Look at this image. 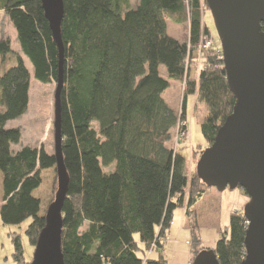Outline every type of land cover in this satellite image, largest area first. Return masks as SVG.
Instances as JSON below:
<instances>
[{"label":"trees","instance_id":"16d2710c","mask_svg":"<svg viewBox=\"0 0 264 264\" xmlns=\"http://www.w3.org/2000/svg\"><path fill=\"white\" fill-rule=\"evenodd\" d=\"M203 3L209 9L206 0H138L135 7L131 0H64L62 135L70 178L63 208L65 264H169L148 255L153 243L162 250L179 208L190 221L192 264L204 250H214L220 264L243 263L248 228L243 213L231 215L229 232L214 248L200 246L196 205L205 196V183L197 161L189 175V159L172 145L177 127L182 135L188 131L189 95L207 107L201 128L209 145L236 102L220 40L202 53L207 67L196 77L189 73L191 54L204 40L214 39L204 24ZM0 12L13 23L37 80L57 82L59 49L41 0H0ZM168 21L188 23L189 42L172 37ZM10 54V40L1 38V60L7 63ZM161 66L170 77L185 81L180 115L163 97L171 84L161 75ZM29 87L22 58L0 75V218L4 225L31 219L26 235L35 247L46 226L35 193L43 183L42 172L55 168L56 159L44 147L13 150L22 131L7 124L26 112ZM112 165L106 173L104 167ZM12 241L16 264H31L21 237L14 234Z\"/></svg>","mask_w":264,"mask_h":264},{"label":"water","instance_id":"95a60500","mask_svg":"<svg viewBox=\"0 0 264 264\" xmlns=\"http://www.w3.org/2000/svg\"><path fill=\"white\" fill-rule=\"evenodd\" d=\"M59 49L54 103V156L58 177L55 201L35 245L31 264H65L62 252L63 208L69 174L63 157L62 101L64 0H41ZM222 45L227 81L236 102L214 142L202 153L197 173L209 188L244 190L249 201L243 216L248 228L242 264H264V0H206ZM193 264H220L214 250H204Z\"/></svg>","mask_w":264,"mask_h":264},{"label":"rangeland","instance_id":"374dc122","mask_svg":"<svg viewBox=\"0 0 264 264\" xmlns=\"http://www.w3.org/2000/svg\"><path fill=\"white\" fill-rule=\"evenodd\" d=\"M138 0H131L132 7L137 5ZM203 2V0H202ZM202 12L204 17V24L209 26L212 32L211 40H204L203 42H215L219 41V37L215 28L214 19L209 9H206L203 3ZM168 30L171 36L178 39L181 42H189L190 40V27L188 23L176 24L172 21H168ZM1 38H8L11 42V54L8 56L7 63L2 61L0 58V75L5 72L8 68L16 66L20 60L23 59L24 64L30 73V87H29V105L26 112L18 119L8 122L7 128H20L22 131V138L19 144L13 145L14 151H19L25 146L34 148L44 147L45 150L51 154L55 153L54 150V103H55V92L56 82L52 84H45L40 82L35 77L34 67L27 57H25L17 42V33L11 20L6 16L4 12H0V40ZM202 42V44H203ZM201 44V45H202ZM214 44V43H213ZM222 50V45L220 42ZM204 51L200 46L197 53L191 54L193 58L188 62L190 65L189 73L192 77L198 76L203 68L207 67V64L203 60L202 53ZM193 55V56H192ZM161 75L167 78L170 82V87L164 92L163 97L165 101L173 109L178 110L179 115L182 111L183 105V94H184V82L179 79L170 77L167 68L161 66ZM186 126L187 133L180 134V128L177 127L173 132L172 145L175 149L181 150V152L187 156L188 164L187 170L189 175H193L192 170L194 169L195 163L199 161L198 157H193L192 153H197L207 149L210 145L205 139L201 122L207 115V107L204 103L198 100L196 95H189L186 100ZM181 124V122H180ZM98 129V123L94 124ZM203 151V152H204ZM191 160V161H190ZM114 169V165L110 167H104L106 173H110ZM2 177V174H0ZM43 183L36 191L35 196L38 197L42 202V215H46L49 206L55 201L56 193L58 190V177L56 167L45 170L42 172ZM1 178H0V193H1ZM203 189H209L208 186L203 185ZM221 195V217L218 226L214 223L211 224L213 216L208 206L202 208L201 217H203L204 227H199L198 215L197 224L199 229V236L201 245L205 248H214L216 243L224 233L229 232L231 215L234 212L243 213L244 207L249 201V197L245 193L237 188L235 190L227 189L223 192L219 191ZM243 210V211H242ZM217 212V210H216ZM31 223V219L25 221L21 225H4L0 218V264H16L13 254L15 252V246L12 241L13 235H19L24 249V255L28 262H32L35 247L31 245L26 230ZM215 225L216 228L213 229ZM209 228V229H208Z\"/></svg>","mask_w":264,"mask_h":264},{"label":"crops","instance_id":"0c3cea01","mask_svg":"<svg viewBox=\"0 0 264 264\" xmlns=\"http://www.w3.org/2000/svg\"><path fill=\"white\" fill-rule=\"evenodd\" d=\"M0 178L2 184L1 175ZM205 191H206L205 196L196 205L198 221L200 224L199 227L201 228L205 226L202 224L203 217H201L202 208H204L205 204L206 206L209 207V209L211 210V214L213 216L210 223L211 224L214 223L215 225H217L219 222V224H221L220 192L216 188L205 189ZM215 225L211 227L215 229L216 228ZM149 258L152 259L164 258L165 260L168 261L169 264H192V260H193L192 232L190 227V221L189 218L187 217L184 208H179L174 211L173 222L171 224L170 229L166 233V238L163 242L162 250L152 251L149 255Z\"/></svg>","mask_w":264,"mask_h":264},{"label":"built area","instance_id":"2783aa9c","mask_svg":"<svg viewBox=\"0 0 264 264\" xmlns=\"http://www.w3.org/2000/svg\"><path fill=\"white\" fill-rule=\"evenodd\" d=\"M213 47V42H210V41H208V42H203V44L201 45V48L203 49V50H206V51H208V50H210L211 48ZM190 60H188V62H189ZM188 62H187V65H188ZM190 67V65L188 66V68ZM184 86H185V81H184ZM2 202L0 201V207L2 206ZM157 244L156 243H153L152 244V247H151V250H150V252H149V255H150V253L152 252V251H154V250H156L157 249ZM149 255H148V257H149Z\"/></svg>","mask_w":264,"mask_h":264}]
</instances>
